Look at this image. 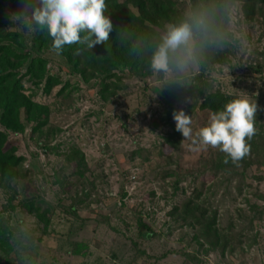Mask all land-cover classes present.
<instances>
[{
  "label": "rangeland",
  "instance_id": "1",
  "mask_svg": "<svg viewBox=\"0 0 264 264\" xmlns=\"http://www.w3.org/2000/svg\"><path fill=\"white\" fill-rule=\"evenodd\" d=\"M166 1L181 23L191 18L190 0ZM226 11L221 63L204 78L213 91L256 102L264 124V7L230 0ZM35 53L58 83L46 94V80L25 64L12 71L48 119L37 131L23 115L20 131L0 123L19 162V178L0 185V264H264V168L216 171L219 149L198 138L207 111L190 116L188 138L176 130L148 89L178 75L116 72L120 90L103 101L98 80L71 74L52 49ZM196 71L191 59L181 76ZM72 151L83 155L81 176ZM201 213L215 221L208 231ZM140 222L154 230L149 239Z\"/></svg>",
  "mask_w": 264,
  "mask_h": 264
},
{
  "label": "trees",
  "instance_id": "2",
  "mask_svg": "<svg viewBox=\"0 0 264 264\" xmlns=\"http://www.w3.org/2000/svg\"><path fill=\"white\" fill-rule=\"evenodd\" d=\"M228 1L230 0H190L192 14L187 23L193 26L191 51L197 70L195 76L182 77V70L174 67L171 71L178 75V78L167 81L162 88L148 89L152 97L165 108L167 118L171 119L173 112L178 110H183L189 117L196 110L211 114L221 110L230 100L238 98L213 91L204 78L209 66L221 63L218 54L228 30L226 11ZM233 1L243 2L251 11L259 5L264 7V0ZM24 2L25 0H0V123L8 130L20 131L23 128L20 123L23 115L25 124L36 123L34 131H37L45 126L48 110L33 103L23 94V86L20 80L15 79L16 74L12 71L25 64L27 75L32 79L46 80L44 86L46 94L58 83V79L52 71L46 70V59L35 53L45 48L52 49L51 37L46 32L22 30L16 22L15 15L24 11ZM104 14L112 24V31L105 43L95 45L90 50L77 44L65 45L59 53L56 52V56L71 74H79L84 81L88 78L98 80V95L103 101H107L120 90L118 85L120 79L116 72L121 74L127 72L141 79L155 74L164 75V72H155L151 69V55L167 26L181 22L174 10L167 5L166 0H105ZM262 119L263 112L256 111L254 135L251 139L246 138L248 153L233 162L220 151L217 156L218 164L214 168L216 171L228 175L238 169L247 172L252 168H264ZM15 150L13 143H9L6 136L0 133V185L6 184L8 187L12 181L19 178L16 170L19 162L14 155ZM71 159L78 160L76 167L81 176L86 169L83 155L74 151L68 156V160ZM41 204L38 202V206ZM23 206L27 207L25 204ZM27 212L40 217L39 211L31 207ZM199 220L203 229L207 223L204 213L200 214ZM214 223L213 219L208 221L206 230L213 227ZM139 233L144 239H149L154 234V230L140 222ZM6 250V245L1 243L0 251L6 254Z\"/></svg>",
  "mask_w": 264,
  "mask_h": 264
},
{
  "label": "clouds",
  "instance_id": "3",
  "mask_svg": "<svg viewBox=\"0 0 264 264\" xmlns=\"http://www.w3.org/2000/svg\"><path fill=\"white\" fill-rule=\"evenodd\" d=\"M104 11L105 0H25L24 11L15 18L22 30L46 32L52 39V50L59 53L65 45L77 44L90 50L105 43L112 24ZM192 42V25H168L151 55V69L164 73L174 67L182 70L192 59ZM256 111V102L248 96L230 100L221 110L210 114L207 126L198 132L199 143L218 148L233 162L238 161L249 151L246 138L254 135ZM172 119L176 130L188 138L192 132L191 118L178 110L173 112Z\"/></svg>",
  "mask_w": 264,
  "mask_h": 264
}]
</instances>
